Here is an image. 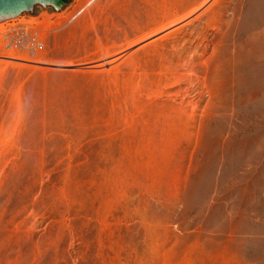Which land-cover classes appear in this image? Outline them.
<instances>
[{
  "label": "rangeland",
  "instance_id": "1",
  "mask_svg": "<svg viewBox=\"0 0 264 264\" xmlns=\"http://www.w3.org/2000/svg\"><path fill=\"white\" fill-rule=\"evenodd\" d=\"M4 26L0 264H264V0Z\"/></svg>",
  "mask_w": 264,
  "mask_h": 264
},
{
  "label": "bare ground",
  "instance_id": "2",
  "mask_svg": "<svg viewBox=\"0 0 264 264\" xmlns=\"http://www.w3.org/2000/svg\"><path fill=\"white\" fill-rule=\"evenodd\" d=\"M71 0H29L27 4L19 7L15 12L12 13H1L0 14V35H2L6 29L4 24L8 20H14L19 16L22 11L31 12L36 5H41L44 8L48 6L54 7L56 10H60L63 6L68 5Z\"/></svg>",
  "mask_w": 264,
  "mask_h": 264
},
{
  "label": "water",
  "instance_id": "3",
  "mask_svg": "<svg viewBox=\"0 0 264 264\" xmlns=\"http://www.w3.org/2000/svg\"><path fill=\"white\" fill-rule=\"evenodd\" d=\"M29 0H0V14L15 12L19 7L28 3Z\"/></svg>",
  "mask_w": 264,
  "mask_h": 264
}]
</instances>
